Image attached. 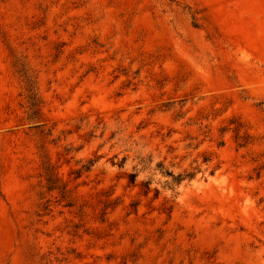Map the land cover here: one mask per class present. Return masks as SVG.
<instances>
[{
  "label": "rangeland",
  "instance_id": "rangeland-1",
  "mask_svg": "<svg viewBox=\"0 0 264 264\" xmlns=\"http://www.w3.org/2000/svg\"><path fill=\"white\" fill-rule=\"evenodd\" d=\"M0 264H264V0H0Z\"/></svg>",
  "mask_w": 264,
  "mask_h": 264
}]
</instances>
